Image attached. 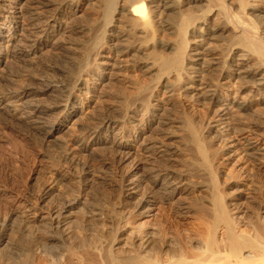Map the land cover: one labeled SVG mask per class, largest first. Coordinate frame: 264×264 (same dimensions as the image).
<instances>
[{"label": "bare ground", "instance_id": "bare-ground-1", "mask_svg": "<svg viewBox=\"0 0 264 264\" xmlns=\"http://www.w3.org/2000/svg\"><path fill=\"white\" fill-rule=\"evenodd\" d=\"M9 1L12 0H0V71H3L7 66L9 57L14 58L17 61H24L23 63L26 64H30L32 59L38 56V52L43 50L50 42L53 46H55V48L61 49L62 52H66V50L69 53L79 51L82 54L81 61H76L74 58L73 59L75 61L73 59L69 61L66 59L69 63L68 71L58 70L57 67L55 69V66L48 64L44 66L40 75H32V73L22 74L19 81H16L14 78L7 79L8 76L7 78H0V114L3 117V124L9 127L22 125L27 128L26 130L33 132L32 134L35 133L37 136L41 135L43 140H55L58 141L60 145L64 144L59 154V160L54 163L55 166H52L55 167V169L53 172L51 170L52 174L50 175V180H47V183L40 189L41 195L38 199L35 198L36 203L30 204L31 206L29 208L26 206L28 209L25 208L27 209L26 214L28 216L26 215V218L23 217V223L24 226L27 224L26 228L29 232L34 229L32 228V224L35 221H41L40 223L42 224V220L45 219L41 214L38 215V207H40L38 206L39 203L51 193L53 194L55 191L54 185L57 184L58 181L61 182L62 179L69 178L66 174L71 173L72 170L70 171V169H74L75 172L77 170V177L80 180H86L89 166L87 167L86 162H83V159L81 158H84L83 156L87 154L86 152L90 148L91 151L92 149L99 150L109 148L111 153L115 155L114 157H117V160L119 161H126L129 158L137 160L135 162L131 161L132 164L130 167H132V170H130L126 175L124 174L125 177H120L121 180H123L124 187L128 184L127 186L131 185V189L136 188L142 182L145 183L144 186L146 183L149 184L147 186H149L148 188H150L151 191L149 194L150 196L147 195L143 197L141 196L142 198H138L136 206L134 205L137 210L142 208L150 209L156 204L161 205L164 203H173L176 196H180L181 194L183 195L186 191H188L189 185L193 186V184H195H190L187 177H185V174H180V171L177 170V172L170 168V164L176 161L174 158L176 150H174L172 146L173 143L176 141L178 142V140L182 143V146L185 147V149L189 146L192 148L191 150L194 151L197 155L196 158H198V160H194L197 163L196 167H200L201 170L207 174L210 184V199L206 200L205 198L207 196L203 199L207 202L206 206L202 205V203V206H198V203L197 205L195 203V206L197 207L196 210L198 212L196 215H198V218L195 216L196 225L195 223L194 225L196 227H193L192 229L195 230L196 228V231L200 232L201 236L197 233L200 236L197 237L200 238L197 241H195V238V240H193L192 237L189 238H192V241L194 242H192L191 239H188L190 241H183L184 238L182 239V243H177L175 241L177 243L175 244L177 245V249L174 251L170 249V247L173 248L172 244H170L172 242L167 240L165 241V239L158 241L159 238L157 242H154L150 233L139 232L138 235L135 233L136 238L132 235L135 239L132 238L131 240H125V238L118 240L119 236H114L113 238L110 237L111 240L108 239L109 241L105 243V245L101 246H93L90 242L93 246L91 247V245L87 242L93 249V252L90 250L91 253L83 251L82 249L84 247L78 246V249L82 252L76 251L74 248H70L66 253H63V251L62 254L58 255L47 254V260L44 255L43 259L48 261L47 264H264V200H260L257 208H255V210H257L255 213L253 212L257 218V221L255 222L258 224L255 225L254 223V225H251L250 223L252 222H250L249 224L251 225V228L249 230L242 228V220L239 216V211H233V208L229 207V203L227 204V202L223 200L226 198L221 196L223 191L221 194L219 183L223 182L218 181L217 173H215L216 170H213V164L216 163L213 161L216 157L215 156L213 158L215 148L213 150L211 149L214 152L212 153L208 146L209 143L205 140L207 138H204L206 135H203V130H207V136H217L219 138L221 137L220 140L222 139V141H227L225 140L228 138L227 133L225 132L227 129L225 130V128H228V126L225 125L226 127L224 128V116L228 114L229 110L235 111L233 113H236L237 116L242 114L249 115L250 112L254 111L252 110V103L245 99L247 97H240L241 93L245 91L261 94L264 93V62H262V60L264 61V30L260 29V26L264 24V17L258 16L256 17V20L252 19V21L249 16H246V13L248 12H250V14L256 12L258 9L257 2L253 1L250 3L249 0H233L237 8L236 12L232 13V3L227 2V0H104L105 19L102 26L98 27L99 30L96 31L94 35L88 37V40L77 41L76 39H69V41H66L68 38H66V36H64V38L62 35H67V33L70 34L71 37L72 35L78 34H81L82 37L89 35L91 28L83 25V22L79 25L80 23H77L78 21L76 22L75 20L76 18H80L81 14L77 17L76 14L74 15V11L76 10L72 12L68 10L69 12H67L64 8V6H79L83 0H59L58 2H55V0H16L18 1L16 2L17 5L8 8L7 4ZM212 1L217 3L218 7L214 5L216 8H210ZM218 14H222L221 23L211 24L210 20H212L213 16L215 18ZM20 19L25 21L27 25L25 26V29L21 25ZM83 21H85V19ZM87 23L90 24L89 22ZM233 24L234 26H230ZM4 31H7V33H3ZM227 33L231 35V42L236 46L234 48L227 47L226 45L221 47L219 46V50L221 49L223 51L226 48H230L228 51V56L230 57L229 61L227 60L228 62H226V69L224 71L221 70L223 73L219 76L220 79L217 81L219 84L234 81L233 83L237 84L236 89L239 93L236 92L238 95L237 97L221 98L217 94L218 89L216 90L217 87H215L217 85H215L211 78V74H214V72L211 71L212 69H209L212 65L218 64V62L215 61V56H213L214 53L212 54L214 49L211 44L213 41H216L217 38L222 37L225 34L227 35ZM104 45L106 46V50L109 52L111 51L112 55H103L99 56L101 58H97L100 47ZM69 57L70 56H67L66 58ZM150 57L153 59H151L152 61H144L148 60ZM255 59L261 62L258 61V63ZM123 60H126L127 64H117ZM137 61L139 62L137 63ZM129 65L135 66L137 71L143 73L144 75L150 74L156 76L158 80L160 79L163 92L167 93L168 96L174 95V90L178 87L179 90H177L181 91L180 94L188 99L190 98V101H194L199 104L200 102L209 103L212 108V117L209 121L207 119L208 122L206 124L204 123L203 125H200L197 121L192 119L193 117L191 118L187 115L184 117L182 116V125L180 124V128L182 127V137H175L173 134L175 132H172L173 130L169 131L167 128L168 122L165 119L163 120L162 115L159 113L161 110L160 106L162 105L153 103L156 99V94L154 92L155 89H150V87L146 84L140 85L139 82H137L139 83L136 84L137 86L134 85V87H130L131 89L129 90L131 91H128L131 92V94L128 92L129 96L125 95L124 90L121 91L120 89V92L118 91V93L123 94H120L121 96L119 95L120 101H118V105L113 107L111 105L107 112L94 113L91 111L90 107H92L93 97L96 94H91L93 91L90 88V84L97 83L101 85L107 78L108 72L106 73V70L110 69L111 72L109 73H112L117 69L126 70V67L128 68ZM223 65H225V63ZM27 68L29 69V67ZM95 68L97 72L94 71ZM155 70H157V74L154 72ZM25 71L26 70L24 69V72ZM57 71L60 74V80H58V82L50 79L55 76L52 74ZM50 72H52V74ZM50 74L52 76H50ZM153 79L155 78L152 77L150 80L152 81ZM86 95L88 96L86 97ZM97 95L99 97L104 96L102 92L99 94L97 93ZM135 100H140V102L136 101L137 103H133L134 106H132V103L130 102ZM143 108L144 110L146 108L145 114L149 116L146 123L140 122L145 121L143 119H139L140 121L134 118L133 120L130 119L135 116H132V114L129 116V113L135 114ZM254 112L255 113L253 114L258 113H256V111ZM175 117L176 116H174V118ZM201 117H203L202 114ZM241 121L237 120L234 122L235 127H231L233 129L232 131L241 132L240 134L247 131L253 133L255 126H250L253 122H247L248 124L246 125V123L244 124V122L242 123ZM70 122H72L71 124H77L78 129L82 132V134L79 136L76 134L70 135L68 139L65 138V143L59 142V138L57 139L58 136L56 137V135ZM226 122L228 121L226 120ZM126 123H131L134 128L136 138L135 146L137 145L138 150L133 149V143L119 138L120 135L118 137H113L111 140V136H115L118 133V130L115 132L116 128L121 129ZM154 123H156L155 126L153 125ZM149 127L153 128L151 130L155 133L153 138L150 137L151 139L148 136V138L144 137L145 130ZM225 136L227 137L225 138ZM242 139H244V147L247 150L246 153L249 156H252L253 159H256V155L260 154L258 153L259 148L257 145L251 141V138L248 135L244 136ZM132 141H134V139ZM208 141L210 142V140ZM140 156L154 159L158 161L159 165L154 166L152 169H148L149 171L142 169L144 171L139 172V164L142 163L138 162L140 161ZM257 157L260 158L259 156ZM64 162H66V164ZM258 170L261 177L264 179V163L258 167ZM221 185H224V183ZM69 187L70 186H68V188ZM221 188L223 187L221 186ZM231 194L232 193L228 196H231ZM123 195L125 197H123ZM131 195V193L125 194L122 185L121 191L118 194L121 202L120 206L122 208L126 206V204L130 203L129 200ZM32 196L34 197L33 194ZM15 197L14 199H16ZM29 199L33 200L30 197ZM35 199L33 201H35ZM190 200L193 201L192 199ZM194 200H196V197ZM76 202H78V200ZM18 205H20V203ZM181 206L182 215L186 213L188 214L195 209L192 208L193 205L190 206L182 203ZM55 207L58 206H54L47 212L46 217L50 220V224L47 225L44 223V225H42L43 231H45L44 234H48L47 231L49 230V225L51 228L56 226L55 228L57 229L58 227L59 217L62 210L58 211L57 209H59V207ZM206 211L209 212L207 213L208 215L205 214ZM131 212H133V210ZM19 215H21V213ZM205 216L207 217L205 218ZM126 217H128V215ZM5 219L6 218L2 219L4 222H0V224L2 223L0 226V264H5V254H8L9 249L7 248L9 246L8 242H11L7 240L8 237L5 234L7 229ZM196 219L198 220L196 221ZM148 220L150 221V219ZM143 228L144 227L141 226V229ZM29 232L27 234L32 236L31 233H34L35 231L30 232V234ZM54 234L56 235L57 233ZM30 239H32V237ZM33 241L36 243L35 239ZM85 245L86 244H84V246ZM81 247L82 249H80ZM126 248H128V251H124ZM46 253L50 252L46 249ZM41 254L43 253L41 252ZM26 255L27 256L24 259L13 261L9 264H39L40 261L37 262V256H30V253H27ZM32 255L34 254L32 253Z\"/></svg>", "mask_w": 264, "mask_h": 264}, {"label": "rangeland", "instance_id": "rangeland-1", "mask_svg": "<svg viewBox=\"0 0 264 264\" xmlns=\"http://www.w3.org/2000/svg\"><path fill=\"white\" fill-rule=\"evenodd\" d=\"M58 1L59 0H55V2H58ZM253 1L257 2V4H258L257 8L259 10L257 9L256 12L251 13V14H250V12H248L249 14L246 13V16H249L251 18V20L252 19L256 20V17H258V16L264 17L263 16L264 15V0L263 1L262 0H249L250 3H252ZM16 2H18V1H16V0L9 1L7 4V7L9 8V7L14 6V5L16 6L17 5ZM227 2L232 3L231 4V7H232L231 10H232V13H235L236 8H237V6L235 5V2H233V0H227ZM85 5H87V6H85ZM104 5H105L104 0H97V1L96 0H92V1L91 0L90 1L89 0H87V1L83 0L79 6H75V5H72L70 7L64 6V8L66 9L67 12H69V11L72 12V11L76 10V11H74L75 12L74 15L76 14L77 17H79L78 15L81 14L80 18L75 19L76 22L78 21L77 23H80L79 25H81V23L83 22L82 23L83 25L87 26L88 28H91L89 35H85L86 37L85 36L82 37L81 34L72 35V37L68 33H67V35H62L63 37L66 36V38H68L66 41H69V39H72V40L76 39L77 41L86 40V39L88 40V37H90L91 35H94L96 33V31L99 30L98 27H101L102 23H104V19H105V16H104L105 15V10H104L105 7H104ZM214 5L216 7H218V4L215 3L214 1H212V5L210 6V8H212V7H213L212 9L216 8ZM95 9H97V10H95ZM84 19H85V21H83ZM221 19H222V14H218L215 18L213 16V18H212V20H210V22H211V24H220ZM64 20H65V18H64ZM87 22H89L90 24H88ZM20 23L25 29L26 28L25 26H27L25 21L23 19H20ZM230 26H234V24L230 25ZM260 29L264 30V24H262L260 26ZM3 33H7V31H4ZM223 36L217 38L218 40L216 39V41H213L215 44L213 42L211 44L213 46L212 48L214 49L212 51V54L214 53L213 56H215V61L218 62L217 65L211 64L212 66L209 68L210 70L212 69L211 71L214 72V74L211 72L212 73L211 78H212L213 82L215 83V85H217L215 87H217L216 90L218 89L217 94L219 97H221V98L237 97L238 96L236 94L237 84L236 83L234 84L233 83L234 81H230L231 83L229 82V83H221V84H219V82L217 81L220 79L219 76L223 73L222 71H224L226 69V67H225L226 62L229 61L230 56H228V53H229L228 51L230 50V48H234L236 46L235 44H233L231 42L232 38H231V35L229 33H227V35L225 34ZM227 43H229V44H227ZM223 45L224 46L226 45L227 47H230V48H226L224 51L221 49L219 50V46L221 47ZM58 50H59V52H58ZM105 50H106L105 45L100 47L99 55L97 56V58H101L99 56H103V55H105V56L112 55L111 51L109 52L108 50H106V51ZM43 51H45V52L47 51L46 52L47 54ZM219 51H220V53H219ZM56 53H58V54H56ZM65 56L66 57L70 56V57L66 58ZM219 56H222V57H219ZM73 58L76 61H81L82 60L81 52L73 51V52L69 53V52H67V50H66V52H62L61 49L55 48V46H53V44L50 42L47 44V46H45V48L43 50L38 52V56L35 57L34 59H32V62H30V64H26V63H23L24 61H17L16 59L9 57V59H8L9 62L7 63V66L4 68L3 71L2 70L0 71V78L1 77L7 78V76H8L7 79H9V78L13 79L14 78L16 81H19V79L22 77V74H29V73L31 74L32 73V75H40L42 73V70L44 69V66H46L48 64L55 66L54 67L55 69L57 67L58 70L68 71L69 70L68 61L72 60ZM66 59H68V61H66ZM114 59H115V57H114ZM122 59H124V58H122ZM151 59L152 58L150 57L148 60H144V61L149 62V61L153 60V59L152 60ZM256 59H257V57H256ZM256 59H255V61L258 62L259 60H256ZM127 61H128V58H127ZM54 62H56L57 64ZM138 62L139 61H137V63ZM259 62H261V61H259ZM262 62H264V61L262 60ZM224 63H225V65H223ZM117 64L125 65V64H127V62H126V60H123V61L118 62ZM27 67H29V69ZM60 67H61V69H60ZM130 67H131V69H130ZM24 69L26 70L25 72H24ZM124 70H118L117 69V70L113 71L112 73H109V72H111V70L108 69V70H106V73L108 72L107 78L105 81H103V83L101 85H99L97 83L90 84V88L94 92V93L92 92L91 94L97 95V93L99 94L100 92H102V94H104L103 97L100 96L101 98L98 95L97 96L95 95L93 97L92 107H90L91 111H93L94 113L107 112L111 105H112V107L115 105H118L117 103H119L118 101H120L119 95L123 94V93H118V91L120 92V89H121V91L124 90L125 95L129 96V93L131 94V92H129V91H131V90H129V89H131L130 87H134V85L137 86L136 84L140 83V85L146 84L152 90H153V88L155 89L154 92L156 94V99L153 101V103L154 104L157 103L158 105H162V106H160L161 110L159 111V113L162 115V119L163 120L165 119L168 122L167 128L169 129V131L173 130L172 132H175V133H173L175 137H182L181 136L182 135V127L180 128V126L182 125V123H181L182 119L181 118H183L185 115H187L191 118L193 117L192 119L197 121L200 125H203L204 123L206 124L209 121V119L212 117V115H213L212 110H211L212 108H211L209 103L200 102V104H199V103H195L194 101H190L191 100L190 98L188 99L187 97L182 96L180 94L181 91H178L179 90L178 87H176L178 90L175 89V87H174V89H175L174 95L168 96L167 93L163 92L161 80L160 79L158 80L156 78V76L150 75V74L144 75L143 73L137 71L135 66H131V65H129L128 68L126 67L125 71ZM94 71L97 72L96 68L94 69ZM156 71L157 70H155L154 72H156ZM57 72L53 73V74H52V72H50L52 75H55L50 79L55 80L56 82H58V80H60V76H59L60 74H59V72L58 73ZM51 74H50V76H52ZM57 74H58V76H57ZM156 74H157V72H156ZM152 77L155 79H153L151 81L150 79ZM162 78H164V77H162ZM135 79H137V80H135ZM137 82H139V83H137ZM112 84H114V85H112ZM126 84H127V86H126ZM107 85L108 86L110 85V86L108 87ZM234 85H236V86H234ZM107 90H109V91H107ZM126 93H128V94H126ZM237 93H239V92H237ZM254 94H256V95H254ZM87 96L88 95H86V97ZM183 97H185L186 99ZM240 97L241 98L247 97L245 99L248 102L252 103V106H253L252 110L256 111V113L258 112L257 113L258 115L253 114V113H255L253 111V112H250L249 115L248 114L247 115L242 114L240 116H237L236 113H233L235 111L229 110L228 114L226 116H224V128L226 126H228V128L227 127L225 128V130L227 129L225 131L227 133V136H228V138L225 139L227 141L223 140L224 141L223 142L222 139L220 140L221 137L220 138L217 136L211 137V135L207 136V134H208L207 130H205V131L203 130V133H204L203 135H206V136H204V138H207L205 140L207 143H209L208 146H209L210 150L211 149L213 150L215 148V150H214L215 153L211 150L212 153H214L213 158L216 156L213 160L216 162V163L213 162L214 163L213 164V170H216V172L215 171L214 172L217 173L218 181H220V182L222 181L224 183V185H221L223 183H219V188H220L221 194L223 191V194L221 196L226 198V199H223V198L222 199L225 202H227V204L229 203V207L233 208V211H239L238 213H239V216L242 220V224H241L242 228L249 230L251 228L250 227L251 225H254V223H255V225L258 224L257 222H255V221H257L256 215L254 214L255 211L257 210V209L255 210V208H257V205L260 202V200H264V186H262V185H264V183H263L264 179L261 177L260 173L258 172L259 171L258 167L264 163L263 162V160H264V108H263L264 107V93L261 94V93H252L249 91L248 92L245 91V92L241 93ZM112 101H114V102H112ZM136 101L137 100L130 102V103H132L131 105L134 106L133 103L136 104L137 102H140V100H138L137 102ZM110 102H112V103H110ZM208 106H209V108H208ZM254 108L255 109L257 108V109L255 110ZM143 111H144V113H143ZM145 111H146V108H145V110L143 108V109H140L135 114L129 113V116H130V114H132V116H135V117H132L130 119L133 120V118H134V119H138V121L143 119L145 121H143V122L140 121V122L146 123L149 116H147V114H145ZM164 112L165 113L167 112V113L165 114ZM175 112H177V113H175ZM201 114L204 118L201 117ZM234 114H235V116H234ZM253 115H254V117H253ZM174 116H176L175 117L176 119L174 118ZM2 118L3 117L1 115L0 116V184H1L0 185V188H1L0 189V222L3 221L2 220L3 218H6L5 223L7 225V229L5 231V234L8 237L7 240L11 241V242H8L9 246L7 248H9V249H8V254L7 253L5 254V256H6L5 257V264H9V263H11L13 261H17V260H22L27 256L26 255L27 253H30V256H35V257L37 256L36 258L38 261L37 260L36 261L37 262L40 261L39 264H43V263L47 264L48 261H45L43 259L44 255H45V259H46L48 256L47 254H49V255H56L57 254L58 255V254H62L63 251H64L63 253H66V252H68V250L70 248H74V249H76V251L82 252L81 250L78 249L80 246L85 248V249L84 248L82 249V247L80 248L83 251L90 252V250L91 251L93 250L91 247H93L95 245H98V246L105 245V243H107L109 240H111V238H113L114 236H119L118 240H120L122 238L123 239L125 238V240H131L134 237L136 238V234L138 235L139 232L150 233L151 236L153 237L154 242H157L158 238H159L158 241L165 239V241L167 240L169 242H172L170 244H172L173 248L170 247V249L174 250V251H176V249H177V245H175V244L182 243L183 238H184L183 241H186L188 239H191V241H192V238H193V240L196 239L195 241L200 239V238H197V237L201 236L200 232L196 231V228H195V230L192 229L193 227H196L195 226L196 225V222H195L196 217L195 216H197V218H198V215H196V214H198V212L196 210L197 207L195 206V203H196V205L198 203V206L201 205V203H202V205L206 206L207 202H205V201L210 199L209 179H208L207 174H205L203 172V170H201L200 167H196L197 163L195 161L198 160V158H196L197 155L194 153V151L191 150L192 148L189 146L188 148L190 149V151L187 147H186V149H187L186 150L185 147L182 146V143L179 140H178V142L176 141L177 143L174 142L173 146L171 145L172 148H174V150H176L175 157H174L176 161L172 162L170 164V168L175 170V171H177V170L180 171L179 172L180 174L181 173L185 174V177H187L188 182L190 184H193V183H195V184H193V186L189 185L188 191H186V193H184L183 195L181 194L180 195L181 197L176 196L173 203L172 202L164 203V204H161L162 206L156 204L155 206H153L154 208L153 207L150 209L142 208V209L137 210V208L135 206L137 204L136 202L138 201V198H142L143 196H147V195L150 196L149 194L151 193V191H150V188H148L149 186H147L149 184L146 183V185L144 186L145 183L142 182L136 188L131 189V185H129L130 186L129 187V186H127L128 184H126V186H125L126 188H125L124 184H123V180H121V178H123L122 176L125 177V175L130 170H132V167H130L132 162L133 161L135 162L137 160L136 159L132 160V158H129L126 161H119V160H117V157H114L115 155H113V153H111V150L109 148H103V149H99V150L98 149H95V150L92 149L93 152L90 150L91 149L90 148L86 152L87 154L83 156L84 158H81V159H83V162L84 161L86 162V166L87 167L89 166L88 167V174L86 175V180H84V181L80 180L77 177V175H78L77 170L75 172L74 169H70V171L72 170L71 171L72 174L71 173L66 174L69 178L68 179L64 178L61 180V182L58 181L57 184L54 185L55 191L53 192V194L51 193L50 195H48L49 197L47 196L42 202L39 203L38 206H40V207H38L39 208L38 209V212H39L38 215L41 214L42 217L45 219L42 220V224L40 223L41 221L40 222L35 221L34 222L35 224L34 223L32 224V226H33L32 228H34L35 230L32 229L30 232L35 231L36 233L35 232L31 233L32 236L28 235L27 233L29 231L26 228L27 224L24 226V223H23L24 218L23 217L26 218L28 216L26 214V210L31 206L30 204L36 203V199H38V197L41 195V190H40L41 187H43L44 184L47 183V180L48 181L50 180V177H51L50 175L52 174L51 170L53 172V170L55 169V167H52V166H55L54 163L59 160V154H60L64 144L60 145V143H58V141H55V140H54L55 142L43 140V137H41V135L37 136V134L35 135V133L32 134L33 132H31L30 130H26L27 128L23 127L22 125H20V126L15 125V126H10V127L7 125H4ZM171 118H172V120H171ZM207 119H208V121H207ZM226 120L228 122H226ZM237 120H239V121L242 120L241 122L242 123L244 122V124L246 123V125L249 122H253V124H250V126L251 125L255 126V128H254L255 130L253 131V133L247 131L245 133L240 134L241 132L232 131L233 130L232 128L235 127L234 122ZM71 123L72 122H70L61 132H59L56 135V137L58 136L57 139L59 138L58 139L59 142L63 143L64 140H66L65 138L68 139V137L70 135L76 134L79 136L82 134V132H80V130L78 129L77 124L73 123L74 124L73 125ZM226 123H228V124H226ZM130 124L131 123H126L121 129L116 128L115 132L118 130V133L116 135L113 134L115 136H111V140L113 137H118L120 135L119 138H122L124 141L133 143L134 144L133 149L138 150L137 145L135 146L136 138H135L134 128H133L132 124L131 125ZM153 125L155 126L156 123H154ZM76 127H77V129H76ZM149 128H147L145 130L144 137L148 136L149 138L150 137L153 138L155 133H154V131L151 130L153 128H151V127H149ZM228 129L231 130V133L232 132H234V133L231 134L230 130H228ZM175 134H177L178 136ZM229 134H230V136H229ZM60 135L63 137H61ZM246 135H248L251 138V141L255 145H257V147L259 148L258 153H260V154L256 155V159H253L252 156H249L246 153L247 150L244 147V139H242ZM227 136H225V138ZM253 136H255V137H253ZM133 139H134V141H132ZM38 140H40V141H38ZM208 140H210V142ZM104 150H105V153H104ZM109 151H110V153H109ZM185 152L187 153V155ZM217 152H218V154H217ZM89 153H90V155H89ZM99 153H101V154H99ZM179 154H180V156H179ZM106 155H107V157H106ZM257 156H259L260 158H258ZM85 157H87V158H85ZM108 157H109V159H108ZM139 159H140V161H138V162H142L139 164V167H140L139 172H141V171L143 172L144 170L149 171L148 169H150V168L152 169L154 166L159 165L158 161H156L154 159H149V158L142 157V156H140ZM144 159H146V160H144ZM257 159H258V161H257ZM193 161H194V163H193ZM117 162H118V164H117ZM64 163L66 164V162H64ZM255 163H258V164H255ZM193 164H195V165H193ZM127 166H128V169H127ZM180 168H181V170H180ZM197 168L199 171L197 170ZM40 169H42V170H40ZM121 169H123V170L125 169L124 170L125 172ZM142 169H144V170H142ZM115 174H117V175H115ZM88 178H90V179H88ZM91 178H92V180H91ZM248 179H250V180H248ZM62 183H65V184H62ZM196 183H198V184H196ZM122 185H123L125 194H128V193L132 194L130 197V200H129L130 203L126 204V206H124L123 208L120 206L121 202H120L119 196H118L119 192L121 191ZM68 186H70V187L68 188ZM221 186L223 188H221ZM236 187H237V189H236ZM110 188H111V190H110ZM143 189H145V190H143ZM241 190H243V191H241ZM72 191H74V192H72ZM228 191L230 193H232L231 196H228V195H230V193ZM258 191L261 193H259ZM37 192H38V194H37ZM106 192H108V193H106ZM32 194L34 195V197L32 196ZM19 196H21V197H19ZM14 197L16 199H14ZM29 197L32 198L33 200L35 198L36 199H35V201H33V200L29 199ZM123 197H125V196L123 195ZM195 197H196V200H194ZM182 198H184V199H182ZM204 198L206 200H203ZM67 199H69V200H67ZM190 199H192L193 201H191ZM12 200H15V201H12ZM24 200H26V201H24ZM77 200H78V202H76ZM49 201L51 204L49 203ZM15 203H16V205H15ZM19 203H20V205H18ZM23 203H25V204H23ZM182 203L190 205V206L193 205L192 208H195V209H193L192 212H190L188 214L186 213V214L182 215L183 214L182 209H181ZM9 204H11V205H9ZM22 204H23V206H22ZM66 204H69V205H66ZM54 206L59 207V209H57L58 211L62 210L61 215L63 217L60 215V217H59V224L60 225L58 224L57 229L55 228L56 226L51 228L49 225L48 226L49 230L47 231L48 234H44L45 231H43L42 225H44V223H46L47 225L50 224V220H48L46 216H47V212L51 208H53ZM41 207L44 209H42ZM58 207H55V208H58ZM25 208H27V209H25ZM234 209H236V210H234ZM77 210H79V211H77ZM109 210H111V211H109ZM132 210H133V212H131ZM19 212L21 213V215H19L20 214ZM22 212H24V213H22ZM120 212H122V213H120ZM207 213H209V212L206 211L205 214H207ZM190 214H192V215H190ZM127 215H128V217H126ZM241 215H243V216H241ZM206 217L207 216H205V218ZM127 218H128V220H127ZM130 218H132V219H130ZM73 219H74V221H73ZM148 219H150V221ZM146 220H148L147 221L148 223L145 222ZM197 220L198 219H196V221ZM127 221H129V222H127ZM101 222H103V223H101ZM250 222H252V223H250ZM10 223H12V224H10ZM194 223H195V225H194ZM1 224H0V226H1ZM138 225H140V226H138ZM163 225H165V226H163ZM141 226L144 228L141 229ZM65 229H68V230H65ZM30 232H29V234H30ZM54 233H57L56 234L57 236ZM113 233H115V234H113ZM43 234H44V236H43ZM185 234H187V235H185ZM108 235H109V237H108ZM46 236L47 237L49 236L48 237L49 239ZM51 236H54V237H51ZM31 237H32V239H30ZM189 237H192V238H189ZM34 239H35L37 244L33 241ZM82 239H85V240H82ZM72 240H74V241H72ZM188 241H190V240H188ZM87 242L89 244L91 242L93 244V246H92V244H90L91 245V247H90V245ZM192 242H194V241H192ZM84 244H86V245L84 246ZM46 249L50 253H46ZM29 250H30V252H29ZM125 250L128 251V248L124 249V251ZM26 251H28V252H26ZM40 251L43 254H41ZM34 252L38 253V254H35ZM15 253H17V254H15ZM23 253H26V254H23ZM32 253L34 255H32ZM15 255H17V256H15ZM22 255H24V256H22ZM19 257H20V259H19ZM39 258H41V259H39Z\"/></svg>", "mask_w": 264, "mask_h": 264}]
</instances>
